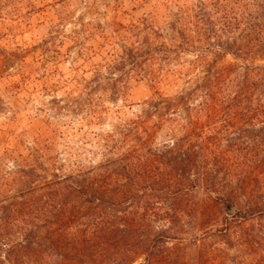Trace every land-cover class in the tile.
Instances as JSON below:
<instances>
[{
    "label": "trees",
    "instance_id": "16d2710c",
    "mask_svg": "<svg viewBox=\"0 0 264 264\" xmlns=\"http://www.w3.org/2000/svg\"><path fill=\"white\" fill-rule=\"evenodd\" d=\"M191 17L172 26L177 44L161 43L169 56L168 48L180 56L206 44L183 64L181 74H194L190 86L146 99L130 132L99 141L100 162L80 159L64 174L40 145L13 166L1 155L0 264H203L198 243L164 251L176 238L174 220L197 214L201 190L228 210L238 195L249 202L264 190V0L201 1ZM156 46L148 40L123 59L137 67ZM115 82L108 78L103 96L113 100ZM99 102L96 119L105 111ZM232 238L227 246L264 257L262 232ZM253 258L238 253L218 264Z\"/></svg>",
    "mask_w": 264,
    "mask_h": 264
},
{
    "label": "rangeland",
    "instance_id": "374dc122",
    "mask_svg": "<svg viewBox=\"0 0 264 264\" xmlns=\"http://www.w3.org/2000/svg\"><path fill=\"white\" fill-rule=\"evenodd\" d=\"M201 1L211 0H0V157L7 155L6 164L13 166V158L40 145L47 165L59 173L78 170L80 159L100 162L99 141L122 136L119 131L129 125L130 132L146 99L190 86L194 74H181L183 64L206 44L180 56L168 48L169 56L161 43H178L172 26H188ZM148 40L158 53L137 67L127 64L128 48L143 49ZM231 60L227 56L222 63ZM111 76L113 100L103 96ZM101 100L105 111L96 119L92 113ZM255 195L249 202L238 195L228 210L214 195L199 191L197 214L174 220L176 238L164 251L198 243L203 264L238 253L240 259L253 256L249 264H264L256 248L247 253L232 246L236 241L226 244L247 228L264 236V190Z\"/></svg>",
    "mask_w": 264,
    "mask_h": 264
}]
</instances>
